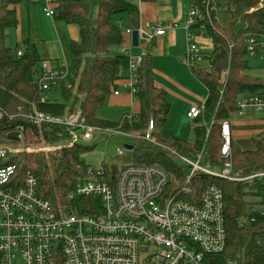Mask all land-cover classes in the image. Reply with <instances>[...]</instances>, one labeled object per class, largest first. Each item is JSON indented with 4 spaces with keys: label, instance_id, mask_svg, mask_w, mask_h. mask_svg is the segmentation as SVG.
Returning <instances> with one entry per match:
<instances>
[{
    "label": "trees",
    "instance_id": "obj_1",
    "mask_svg": "<svg viewBox=\"0 0 264 264\" xmlns=\"http://www.w3.org/2000/svg\"><path fill=\"white\" fill-rule=\"evenodd\" d=\"M35 1L0 0V111L4 114L0 119V145L9 148L7 163L16 167L18 179L21 180L26 174L32 175L37 181L38 194L54 210L60 208L67 212L72 204L87 202L74 200L70 203L67 202V196L74 191L78 181L87 176V170L92 168L82 160L89 148L79 144L68 146L63 139L57 138L59 131L54 127H35L24 120L33 111L55 117L73 114L80 103L81 114L90 126L122 135L142 133L139 139L122 137L129 142L126 147H131L132 164L161 168L173 178L169 184L171 187L183 184L185 171L174 160L177 159L171 154L174 151L165 145L176 148L175 154L188 159L203 151L205 160L216 167L221 166L219 124L238 117L235 105L241 95L264 88V78L251 75L254 68L248 60L250 58L243 38H264V0H218L217 5L225 7L228 12L227 28H221L217 21H213L211 26L203 23L209 44L200 46H203V59L209 62L210 71H206L203 64L189 69L207 92L204 112L192 122L191 143L172 140L162 134L170 107L165 92L154 85L152 43L145 50L137 70L133 97L138 103L139 112L136 115L125 114L114 123L96 118L97 110L117 89L121 67L126 63L119 53L114 54L122 46L123 37L113 19L123 16L129 30L138 28V10L129 1H52L54 20L76 26L78 41L69 46L72 59L71 88H62L63 103L51 104L46 101L41 104L36 83L40 60L34 43L24 42L16 46L14 56L5 45L7 32L17 25L15 8ZM18 51H21L19 57L16 56ZM222 72H227V76L222 96H219ZM150 121L153 123L154 144L142 140ZM14 133H19L18 141L9 138ZM34 141L61 146L57 152L36 155L19 154V151L10 149V145ZM253 146L251 151H242L231 141L233 177L243 178L255 172H264V131L253 140ZM117 169L115 166L102 168L112 179ZM190 186L198 194L206 186H215L223 194L226 246L214 264H223L225 261L264 264V184L257 180L230 182L197 174ZM85 207L79 206V211L88 213Z\"/></svg>",
    "mask_w": 264,
    "mask_h": 264
},
{
    "label": "built area",
    "instance_id": "obj_2",
    "mask_svg": "<svg viewBox=\"0 0 264 264\" xmlns=\"http://www.w3.org/2000/svg\"><path fill=\"white\" fill-rule=\"evenodd\" d=\"M52 1L44 0L47 18L53 17ZM217 1L191 0L184 27L186 50L179 59L184 68L203 64L205 70L210 71L209 62L203 59V46L197 44V39L206 38L204 22L211 26L217 21ZM133 31L137 32L138 46H147L164 34L159 27H152L151 31L138 27ZM133 31L125 33L130 37ZM243 38L248 57L263 64L260 76L264 78V38ZM118 52L125 58L128 71L123 88L134 99L137 70L145 50L138 57H133L129 48L123 46ZM20 55L18 51L16 56ZM66 74L65 64L53 68L49 62L40 61L36 74L40 94L61 84ZM226 76L227 72H222L219 96H222ZM65 88L70 89L71 85ZM206 101L191 106L186 118L191 122L199 118ZM39 102L44 104L46 100L40 98ZM235 107L239 117L248 112L263 117L264 88L241 95ZM3 116L0 111V119ZM24 120L35 127H54L59 131L57 138L68 146L91 141L99 132L112 133L88 125L78 109L62 117L33 111ZM219 128L220 167L205 160L203 151L192 159L171 152L183 169H187L183 184L175 187L169 185L173 178L155 166L123 165L113 179L102 169L90 168L67 196L70 203L87 202L72 204L67 212L60 208L54 210L38 194L37 181L32 175L18 179L16 167L7 163L9 148L0 145V264H214L226 246L223 194L215 186L203 187L198 194L191 188V181L201 174L230 182L257 180L264 184V172L239 179L233 177L230 122H221ZM152 132L150 121L142 140L154 144ZM121 154L122 151L117 150V155ZM81 205H86L88 213L79 211ZM223 264L239 263L225 261Z\"/></svg>",
    "mask_w": 264,
    "mask_h": 264
},
{
    "label": "crops",
    "instance_id": "obj_3",
    "mask_svg": "<svg viewBox=\"0 0 264 264\" xmlns=\"http://www.w3.org/2000/svg\"><path fill=\"white\" fill-rule=\"evenodd\" d=\"M129 2L134 4L138 10V27H143L148 31H151L152 27H159L164 30V34L155 38L152 42L151 51H155L156 58L152 57L151 52V70L153 73L154 85L157 88L162 89L166 94L168 93V89L158 80L160 79V81H166L172 88L173 85L177 87L170 79H168L167 76L173 73L174 70L178 69V66L175 64H179L180 67L184 69L179 59L185 54L186 50L184 27L187 12L190 6V0H129ZM43 5H45V3H43ZM45 8L46 5L43 7L42 11H37L33 6L26 8L25 4L18 5L15 8L17 25L15 28L10 29L7 32L6 42L7 40L8 42H14L15 47L24 42L34 43L39 60L49 62L50 66L55 68L60 66L58 63L61 60H64V54L67 47L69 49L72 42L78 41V29L76 26L66 25L62 21H55L53 17H45ZM113 23L118 27V30L122 34V46L129 48V52L133 55L134 48L131 46L130 37L125 33L129 30L126 25L127 23L125 17H115L113 19ZM182 41H184V46L183 49L180 50L179 48ZM197 44L205 46L209 43L208 40L203 37L197 39ZM147 47L148 45L145 46L142 44L141 54L144 50H147ZM118 51L119 50L116 49L114 54L118 55ZM120 74L121 77L117 82V89L115 90L117 95L115 96L112 94V97L119 98L120 105L122 107L129 108L130 113L125 114H134V103L136 101L123 88L128 77L125 62L121 67ZM201 88L205 94L202 99L204 102L207 98V92L203 87ZM191 106H187L188 108L184 109L183 113L185 114V117ZM192 129L193 124L191 125L190 130L191 137ZM230 129L233 145L237 146L242 151H251L254 147L253 140L260 136L264 131V118L258 114L248 112L242 117L238 116L231 119ZM244 135H246L247 138L249 137L252 144L251 149H242L235 142L236 138L243 137Z\"/></svg>",
    "mask_w": 264,
    "mask_h": 264
},
{
    "label": "rangeland",
    "instance_id": "obj_4",
    "mask_svg": "<svg viewBox=\"0 0 264 264\" xmlns=\"http://www.w3.org/2000/svg\"><path fill=\"white\" fill-rule=\"evenodd\" d=\"M129 1V0H124ZM44 0H36L35 2H32V4H25L26 8L29 6H33L34 9L37 11H42ZM216 18H217V24L221 28H227L229 24V16L228 12L225 7L219 6L218 10L216 11ZM124 26V24H123ZM52 43V42H50ZM49 43V44H50ZM5 45L7 48L11 49V52L15 53V45L14 42L7 40L5 41ZM184 41H182V44L180 45V50L183 49ZM141 48L142 44H139L137 48L133 49V57H138L141 55ZM152 52V51H151ZM40 57V55H39ZM64 60H61L58 64L61 66V64H65L66 66V72L67 76L65 80L60 84L57 83L56 86L52 87L50 91L41 93L40 96L45 98V100L48 101V103L51 104H62L63 100L61 97V91L62 88H65L66 85H71V72H72V59L69 54V49L67 47V50L64 54ZM152 57L156 58L155 51L152 52ZM250 62V65L252 66L253 71L251 75L260 76V68L263 66L261 62L253 61V59H248ZM156 63V60H155ZM178 66L177 70H174L173 73L168 75V79H170L177 87L173 85V88L169 86V83L166 81H160V83H163L165 87L168 89L167 94V102L170 107V114L167 122V126L163 128L162 134L172 140H179L182 143H191L192 137L190 135L191 130V122L185 117V114L183 113L184 109L188 108L189 106H199L203 104L202 99L204 98V91L202 90V85L191 75L189 69H183L180 67L179 64H175ZM157 81V82H158ZM188 106V107H187ZM139 112V106L138 103H134V114L136 115ZM130 113L129 108L122 107L120 105L119 98H114L112 95H110L105 103L97 110L96 112V118L103 122H110L114 123L117 122L123 114ZM264 118V116H263ZM259 119V118H257ZM111 134H104L102 132L97 133L91 141H78V144L89 148V151L82 156L83 162L87 165L92 167L94 170H101L105 166L107 168L111 166H115L116 168H120L123 165L132 164L133 160V154L131 150L126 149V146H129V142L122 138V136H119L117 134H113L115 131H111ZM118 133V132H116ZM119 134V133H118ZM128 135L131 136V138L139 139V137L142 135V133H129ZM235 142L238 144L239 147L242 149L245 148L251 149L252 144L249 140V137L247 138L246 135L240 138H236ZM61 146V144H58ZM55 146V144H48L43 142H19L15 145H10V149L19 151V154H48L52 152H57L58 147ZM164 146V145H163ZM166 148L173 150L176 152V148L169 147V145H165ZM121 150L122 154L117 155V150ZM174 160L179 163L178 159ZM185 172H187V169H184ZM256 173V172H255ZM239 179V178H237Z\"/></svg>",
    "mask_w": 264,
    "mask_h": 264
},
{
    "label": "water",
    "instance_id": "obj_5",
    "mask_svg": "<svg viewBox=\"0 0 264 264\" xmlns=\"http://www.w3.org/2000/svg\"><path fill=\"white\" fill-rule=\"evenodd\" d=\"M130 41H131V46L133 48H136L138 46V37H137V32L136 31H133L131 33ZM78 110L79 111L82 110V103H80V105L78 107ZM9 138L18 141L20 139V135H19V133L10 134ZM126 149L131 150V147H126Z\"/></svg>",
    "mask_w": 264,
    "mask_h": 264
}]
</instances>
